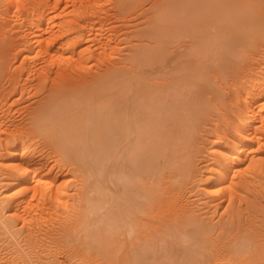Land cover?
<instances>
[{
	"label": "rangeland",
	"instance_id": "rangeland-1",
	"mask_svg": "<svg viewBox=\"0 0 264 264\" xmlns=\"http://www.w3.org/2000/svg\"><path fill=\"white\" fill-rule=\"evenodd\" d=\"M41 1L47 8L46 18H50L48 19L49 23L44 25L41 36L42 34L43 37L51 36L52 33L54 38L58 37L50 49V54L48 52L45 54V51L42 52L38 49L39 42L34 43L35 41L32 39L34 33L31 34L32 31H36L35 28H32L35 26L30 20H26L29 19L28 13L25 12L30 9L28 7ZM41 1L0 0V218L3 217L0 219V258L2 257L0 264H67L69 262L70 264H95V260H97V264L106 263L105 257L101 254L98 255L101 251L98 252V250H104V248L98 249L97 246L91 247L90 245L89 240L92 241L93 234L88 238L84 234L85 239L87 238L84 240L82 233L85 232L80 229L77 230L79 233L76 232L79 236H74L76 227L80 224V228L85 227L83 225L86 220L88 223L90 219L89 223L93 222L96 227L98 221L95 218L98 219L101 214H97L105 209L104 206L99 205L97 214L88 211L90 213L84 214L86 218L83 213L85 209L89 210L90 206L85 203L89 196L85 193L86 190L90 196L96 197V193L92 192L91 188L94 191V183L97 182L112 192H106L108 197L115 198L116 193L118 194L115 183L107 178L105 159L99 156L100 160L97 159L98 162L96 161L93 166V171L97 168L95 172L98 171L96 173L99 174V177L95 172L92 177L91 172L87 170L89 157L84 154L85 152L79 151V156L76 157L75 154L72 156L70 150L65 151L44 131H40V133L29 130L31 132L29 134L24 132L25 127L30 129V124L32 125V115L36 114L38 110L35 108L43 106L42 110H44L45 104L48 99L52 98L49 97L53 93L55 97L63 95L57 100L53 96V102L56 107L59 105L60 110L57 108L56 112L67 114V118L63 115L65 116L63 121L66 119V122L72 120L73 123H76L74 122L75 113L84 108L85 110L88 108V111L89 107L86 106L94 107L96 103L100 106L106 105L114 110L116 115L118 110V115L122 110V116H125L124 113L128 116L133 112L134 115L137 113L140 120L147 122L141 120V129L147 124L149 126L142 129L145 141L140 143V147L143 148L146 143H148L146 146L150 143L149 149H146L145 146L144 151L140 149V154L143 155H140V161L144 166L141 175L144 174V177H137V182L147 181V184L145 182L142 186L146 184V188L149 186L150 191L154 190V192L151 191L152 193L148 192L152 196L155 193L153 200L157 203L161 200L162 204L165 203L167 207L172 204L184 205L186 212L184 211L180 217L176 215L177 219L174 216L176 221L179 220V222L174 220L176 223L171 222L172 219L170 222H162V220L166 221L164 218L167 214L161 210L163 205L161 208L156 206L153 214L155 216L152 217L153 219L151 218L154 220L152 228L155 229L153 230L148 223L146 225L144 223V226L143 222L136 220L140 215L142 220L143 218L147 220L150 217L146 216L140 205L130 201L133 209L139 212H134L138 217L130 215L131 219L132 217L136 218H133L135 219L134 223L137 224L133 225L135 232L132 231L127 237L125 226L121 228L123 233L118 235L120 238L117 236V240L116 238L113 240L112 245L117 241L119 243L121 237L122 242H120L121 245L118 244V248L113 250L114 258L112 257L111 261L116 264H125V262L126 264H241V262L264 264V254H262L264 253L262 247L264 246V122L260 123L261 120H264V0H236L237 3L233 0L231 4L234 5L233 7L236 5L235 8L230 6L233 10L230 7H228L229 9L222 8L218 13L219 19L222 20H219V25L217 24L216 28L212 25L209 28L210 26L207 25L208 28L207 26H205L206 29L202 27L203 30L201 28H198L199 30L197 28L184 29L185 27L172 29L173 23L171 20L169 23L171 26L167 23L168 12L166 10V16H163L165 9L160 8L162 4L157 2L159 0H145L146 2L144 0L143 2L142 0H88L89 3L87 0ZM134 2L139 3L135 4ZM152 2L158 5L151 7ZM123 4L125 5L122 7ZM248 4L254 7L250 6L249 8ZM158 11L163 17H167L165 20H161L163 24L160 22L161 17H158ZM250 11L253 14L249 13ZM98 14H102V17L97 16ZM25 15H28L27 18ZM248 15L261 22L260 28L257 27L260 29L258 33H261L260 37L256 34L258 31L251 36L250 32L252 33L251 30L254 28L252 23L248 25L250 32L246 33H243L241 26L238 28L235 25L237 24L236 18L240 16L246 18ZM89 21L90 24H88ZM91 26L94 31H90ZM195 30H198L201 37ZM200 32L205 35L203 34L202 37ZM240 32L242 39H240ZM195 38L197 41L201 38L202 40L197 43ZM63 43L64 45H62ZM58 49L60 50L58 51ZM42 69L43 71H41ZM105 75L106 77L101 78ZM93 76H95L94 79ZM83 77L84 79H82ZM98 78L100 79L98 80ZM94 80L97 82L95 83ZM93 82L94 84H92ZM86 85L90 89H87ZM83 86L86 89L80 91ZM51 87L54 91L51 90ZM136 89L139 90V97ZM66 90L69 91L66 92ZM84 90H91L92 98L91 95L87 96L88 98L85 96L84 99L81 98L83 97L81 92ZM101 90L102 93L99 92ZM104 90L109 93L107 91L105 93ZM126 90L129 91L130 97L125 93ZM57 91L62 92L61 95L60 92L56 95ZM96 91L98 92L96 93ZM75 93L80 94L81 97L79 95L78 97L82 99L77 112L75 109L80 103L78 99L72 98L77 97ZM95 93H99L101 97ZM70 94L71 96H69ZM128 97L131 101L128 100ZM44 98L46 99L44 100ZM85 98L86 101L90 98L93 99L90 100L91 104L89 101L85 102ZM38 99H41L42 102ZM75 100H78L77 104H75ZM101 101L102 103L103 101L104 103L109 102V105L106 103L101 105ZM113 101L122 103L114 105ZM40 103L44 105L39 106ZM123 104L124 107H122ZM116 105L118 106L115 107ZM52 107V110L56 108L54 105ZM135 107L137 112L134 111ZM123 108L125 112H123ZM247 108L252 110L253 114L260 112V117H263L261 120L260 117L258 119L259 124L263 126L262 131L258 132L260 140L257 139L250 148L243 149V155H246L247 159L241 163L238 170L237 168L230 169V174L227 173L222 179L224 155L236 156L238 146L235 142L240 138L242 128L240 117L244 116V113H250ZM48 109L51 110V105L46 106L45 111ZM130 109H132L131 112ZM72 111L74 115L72 113L70 114L72 117L68 116ZM82 111L77 115H84L86 119L87 111L85 114ZM149 114L154 118H151ZM81 118L78 119L82 123L84 119ZM17 129L23 130L20 136L18 134L13 136ZM148 129H151V132ZM21 135L23 136L21 137ZM22 138L24 141L20 142ZM132 140L128 141L135 142L133 138ZM19 143L20 145H18ZM20 148H23L26 159L33 160L36 167L40 165L41 168H44H42L44 173L36 171L34 174L31 170L13 171L14 161L20 159L17 156ZM217 148L220 149L219 153L216 152ZM62 150L65 152L63 153ZM80 159L84 163L87 161V164L83 165V161ZM143 160L144 162H142ZM102 163H104L103 167ZM145 167L148 169L147 171H145ZM47 169L48 172H46ZM100 172L104 174L103 177ZM87 174L89 175L87 176ZM21 178L26 179L31 188L23 190L26 184H19L18 180ZM102 178L104 179L102 180ZM93 179L96 182H93ZM217 180L218 182H215ZM103 181L107 184H102ZM82 182H85L89 188L84 186L85 183L79 187ZM110 182L114 185L113 188H111ZM90 184L94 187L90 188ZM34 185L37 187V192L33 191ZM78 188H82V190ZM22 191L24 192L22 193ZM81 191H84L83 196ZM77 192L79 199L76 195ZM21 193L24 194L23 202L18 207L14 200ZM84 193L86 197H84ZM11 201L15 202L18 209H14L15 206ZM82 201L83 203H81ZM136 201L142 202L143 197L137 195ZM76 204H78V208L75 207ZM76 213L78 220L74 217ZM81 215L86 220L85 218L81 219ZM72 218L77 220L78 225L72 226L74 223ZM79 219L82 221L80 224ZM155 221L162 223L155 224ZM65 223L73 233L68 227L65 228ZM163 223L172 229L166 226L167 228H164L168 230L164 231L163 225H161ZM171 223L176 225L171 226ZM7 227L10 229L8 230ZM148 230L151 231V234ZM152 230L155 234V230L161 234L157 232L158 236H155ZM124 232L126 233L124 234ZM147 235L150 239H147ZM59 237L62 241L64 239L66 241L61 242ZM102 237L100 235L98 240ZM135 237L138 239L135 240ZM142 239L145 242L142 243ZM148 240H150V244L146 243ZM128 241L133 242L128 245ZM86 242L89 243V250L91 248L95 250L86 252V247H88ZM135 243L136 246H134ZM60 244H64V248ZM78 244L80 247L77 246ZM91 244L96 245L97 240L96 244L94 242ZM59 246L62 250L58 249ZM136 247L144 248L142 251L140 250L143 256L138 253L134 254L136 251L139 252ZM75 248H81L84 251L77 249L75 252ZM114 248L112 247V249ZM262 248L263 250H261ZM59 251L64 252L60 253ZM103 252L105 253V251H101V253ZM63 253H66V257ZM72 253L74 255L71 259ZM255 253L260 256L256 257ZM252 255L255 257L253 258ZM131 256H138V263L135 260L133 263L129 262ZM67 257L69 258L66 260Z\"/></svg>",
	"mask_w": 264,
	"mask_h": 264
},
{
	"label": "bare ground",
	"instance_id": "bare-ground-1",
	"mask_svg": "<svg viewBox=\"0 0 264 264\" xmlns=\"http://www.w3.org/2000/svg\"><path fill=\"white\" fill-rule=\"evenodd\" d=\"M41 1V0H40ZM90 1V0H89ZM89 1L87 0V2L89 3ZM118 1V0H117ZM126 1V0H125ZM134 1H136V0H134ZM140 1V0H139ZM145 1V0H144ZM149 1V0H148ZM155 1V0H154ZM157 1V0H156ZM233 0H159V1H157L159 4H162V7H160V8H163V9H165L164 10V12L166 11V12H168L167 14H168V20H169V22H168V20H166L167 21V23L169 24L170 23V20H171V23H173V26L171 27L172 29H177V28H182V27H185L184 29H188V28H201V30H203L202 29V27H205V26H210V25H212L213 27H215L216 28V26H217V24L219 25V20H221V19H219L220 17L218 16V13L220 12V10H222V8L223 9H225V8H228V7H230V6H232V8H235L236 7V5H235V7H233L234 5H232L231 3H233V2H236L237 3V1L235 0V1H233ZM25 2V1H24ZM46 2V1H45ZM49 2V1H48ZM85 2V1H84ZM131 2V1H130ZM133 2V1H132ZM131 2V3H132ZM142 2H143V0H142ZM142 2H141V4H142ZM146 2V1H145ZM35 3V2H34ZM44 3V2H43ZM42 3V1L40 2V3H37V4H35V5H30V7H28V8H30V9H27V11H25V9H26V5H25V8H23L24 9V11L26 12V14L28 13V15H29V19L27 18V16L28 15H25V17L27 18H25L27 21H29L30 20V22L32 23V25H34L35 27H32V28H35L34 30H36L35 32L34 31H32V33L31 34H33V37H32V39H34V43H36V41H37V43L39 42V48L38 49H40L42 52L43 51H45V54H46V52H48L49 54H50V49H51V47H52V45L53 44H55V41H56V39L58 38V37H56V38H54V35L52 36V33L50 34L51 36H47V37H43V34H42V36H41V32H42V30L44 29V25H46V23L48 22L49 23V21H48V19H50V18H46V5L45 4H43ZM92 3V2H91ZM90 3V4H91ZM118 3V2H117ZM127 3V2H126ZM135 3V2H134ZM139 2H137V3H135V4H138ZM25 4V3H24ZM29 4V3H28ZM32 4V3H31ZM86 4V3H85ZM84 4V5H85ZM128 4V3H127ZM144 4V3H143ZM82 5V4H81ZM125 4H123L122 5V7L124 6ZM134 5V4H133ZM153 5L155 6V5H158V4H156V3H154V2H152V5H151V7H153ZM29 6V5H28ZM93 6V5H92ZM120 6V5H119ZM241 6V5H240ZM246 6V5H245ZM249 8H250V6H252V7H254L253 5H250V4H248L247 5ZM48 7V6H47ZM133 7H135V6H133ZM142 7H143V5H142ZM158 7V6H157ZM156 7V8H157ZM237 7H239V6H237ZM244 7V6H243ZM85 8V7H84ZM127 8V7H126ZM140 8V7H139ZM231 7H230V9H232ZM121 9V8H120ZM229 9V8H228ZM247 9V8H246ZM121 10H124V9H121ZM233 10V9H232ZM84 11V10H83ZM159 12L160 11H158V14H159ZM166 12H165V14L163 13V16L165 15L166 16ZM247 12V11H246ZM85 13V12H84ZM84 13H82V14H84ZM161 13V12H160ZM249 13H251V14H253V12L252 11H250ZM97 14V13H96ZM108 14V13H107ZM248 14V13H247ZM30 15H31V17H30ZM92 15V14H91ZM94 15V14H93ZM102 14H98L97 16H100V17H102L101 16ZM105 15H106V13H105ZM119 15V14H118ZM104 16V15H103ZM161 14H159V16L158 17H161V19H160V22H161V20L162 19H166L165 17H163ZM225 16H227V15H225ZM157 17V20H159V18ZM31 18V19H30ZM52 18V17H51ZM114 18V17H113ZM84 19V18H83ZM93 19V18H92ZM96 19H98L97 17H96ZM101 19V18H100ZM103 19V18H102ZM156 20V21H157ZM102 21V20H101ZM222 21V20H221ZM221 21H220V24H221ZM235 21H236V23L237 24H235V25H237L238 26V28L241 26V30H243V33H246L247 31H249L250 32V27H248V25L249 24H254V28H252V33L250 32V34H251V36L253 35V34H255L256 33V31H258L256 34H258L259 33V30L260 29H258V28H260V26L262 25L261 24V22L259 21H257V19H254L253 17H250L249 15H248V17H246V18H244L243 16L241 17H239V18H236L235 19ZM83 22V21H82ZM99 22H100V20H99ZM104 22V21H103ZM158 22V21H157ZM223 22H228V21H223ZM222 22V23H223ZM230 22V21H229ZM96 23V22H95ZM94 23V24H95ZM162 23V22H161ZM166 23V22H165ZM164 23V24H165ZM27 24V23H26ZM25 24V25H26ZM28 24H30L29 22H28ZM88 24H90V21H89V23ZM102 24V23H101ZM163 24V23H162ZM258 24H260L259 26H258ZM24 25V26H25ZM47 25H49V24H47ZM92 25V24H91ZM224 25V24H223ZM225 25H226V23H225ZM71 27H72V25H70ZM87 26V25H86ZM169 26H171V24H169ZM208 26H207V28H208ZM222 26V25H221ZM221 26H220V28H221ZM247 28H246V27ZM30 27H31V24H30ZM47 27V26H46ZM69 27V26H68ZM88 27V26H87ZM89 27H90V25H89ZM258 27V28H257ZM50 28V27H49ZM48 28V29H49ZM169 28V27H168ZM209 28H211V26L209 27ZM238 28H237V30H238ZM245 28V29H244ZM198 29V30H199ZM205 29H206V27H205ZM248 29V30H247ZM257 29V30H256ZM31 30V29H30ZM92 30V26H91V28H90V31ZM181 30V29H180ZM198 30L196 31L195 30V32L196 33H198ZM217 30H218V28H217ZM246 30V31H245ZM44 31V30H43ZM46 31H47V28H46ZM92 31H94V30H92ZM177 31V30H176ZM194 31V30H193ZM31 32V31H30ZM97 32V31H96ZM195 32H193V33H195ZM204 32V31H203ZM172 33H173V31H172ZM207 33V32H206ZM239 33V32H238ZM56 34V33H55ZM200 34H202V37H203V34L204 33H201L200 32ZM210 34V33H209ZM261 34V33H260ZM260 34H258L259 35V37H260ZM195 35V34H194ZM198 35H199V33H198ZM198 35H197V37H198ZM205 35V34H204ZM208 35V34H207ZM206 35V36H207ZM249 35V34H248ZM97 36V35H96ZM200 36V35H199ZM205 36V37H206ZM28 37V36H27ZM94 38H95V36H93ZM196 37V36H195ZM201 37V36H200ZM238 37V36H237ZM240 37H241V32H240ZM247 37V36H246ZM250 37V36H249ZM254 37V36H253ZM262 37V36H261ZM91 38V37H90ZM27 39H29V38H27ZM196 39V38H195ZM198 39H199V37H198ZM205 39V38H204ZM238 39V38H237ZM240 39H242V37L240 38ZM249 39V38H248ZM261 39V38H260ZM201 40H202V38L200 39V40H198V41H200L201 42ZM32 41V40H31ZM197 43H198V41H197V39L195 40ZM238 41H239V39H238ZM250 41V40H249ZM32 43V42H31ZM32 44V45H34V49H35V44ZM31 45V46H32ZM37 45V44H36ZM62 45H64V43L62 44ZM38 46V45H37ZM55 46V45H54ZM62 47V46H61ZM61 47H60V49H61ZM37 49V50H38ZM60 49H58V51L60 50ZM30 50V49H29ZM32 50H33V48H32ZM31 50V51H32ZM40 51V52H41ZM28 53H29V51H27ZM32 53V52H31ZM37 53H39V52H37ZM47 53V54H48ZM44 54V55H45ZM48 54V55H49ZM30 55V54H29ZM41 55V54H40ZM31 56V55H30ZM34 57V56H33ZM48 58V57H47ZM52 58V57H51ZM32 60V59H31ZM34 60V59H33ZM82 62V61H81ZM29 64V63H28ZM78 64V63H77ZM81 64V63H80ZM47 69V68H46ZM41 71H43V69L41 70ZM40 72V71H39ZM45 73V72H44ZM43 73V74H44ZM47 74V73H46ZM110 75V74H109ZM101 76V75H100ZM41 77V76H40ZM44 77V76H43ZM104 77H106V75L105 76H103V77H101V78H104ZM45 78H46V75H45ZM95 78V76H93V79ZM82 79H84V77L82 78ZM100 78H98V80H99ZM43 81V80H42ZM77 81V80H76ZM95 81V83L97 82V80H94ZM45 82V81H44ZM47 82V81H46ZM81 82V81H80ZM43 84V83H42ZM51 84V83H50ZM87 84V83H86ZM92 84H94V82L92 83ZM101 84V83H100ZM53 85V84H52ZM58 85V84H57ZM48 86V85H47ZM60 86H61V84H60ZM88 88L87 89H90V87L88 86V85H86ZM124 86V85H123ZM53 87V86H52ZM51 87V88H52ZM78 87V86H77ZM47 88V87H46ZM75 88V87H74ZM80 88V87H79ZM67 89V88H66ZM69 90H70V88H68ZM82 89H86L84 86L82 87V88H80V91L82 90ZM124 89V88H123ZM122 89V90H123ZM51 90H53V88L51 89ZM68 90V91H69ZM71 90H73V87H71ZM71 90H70V92H71ZM79 90V89H78ZM112 90V89H111ZM127 90H129V89H127ZM127 90L125 91V93L127 94V95H129V91L127 92ZM132 90V89H131ZM48 91V90H47ZM54 91V90H53ZM62 92H63V90H61ZM65 91V90H64ZM67 90H66V92H68ZM85 91V92H84ZM83 92L85 93H83V92H81L82 93V96L83 97H81L80 96V94H78L81 98H83L84 99V96L86 97V98H88L87 96H90L91 98H92V94H90V93H93V92H91V90H84ZM87 91H90V92H87ZM95 91V90H94ZM105 91V90H104ZM103 91V92H104ZM107 91V90H106ZM106 91H105V93H106ZM108 91H110L109 89H108ZM107 91V92H108ZM113 91H115V90H113ZM136 91L138 92V97L140 96L139 95V90H137L136 89ZM59 92L60 91H57V92H55L56 93V95H58L59 94ZM62 92H60V95H61V93ZM76 92V91H75ZM89 93V94H87V93ZM98 91H96V93H97ZM99 92H101L102 93V90L101 91H99ZM77 93H79V92H77ZM77 93H75L76 95H77ZM95 93V94H96ZM109 93V92H108ZM54 94V93H53ZM49 95L50 97L49 98H51V99H48V101H47V104H45V108H46V106H49V105H51V110H49L48 109V111L46 110L45 111V108H44V110H42L43 109V106H42V104L40 103V105L39 106H42V108L40 107H37V108H35L36 110H37V112H36V114H34V115H32V118L33 119H31L32 120V125L30 124V129H28V128H26L25 127V129H24V132L27 134H29V130H32V132L33 131H44V132H46L47 134H48V136H50V137H52V139H53V141H56V143L61 147V148H64L65 149V151L66 150H70L69 152H70V154L72 155H76V157H77V155L79 156V151H83V152H85L84 154H86L89 158H88V171L89 172H91L90 174H92V177H93V172H95V170L97 169H94V171H93V166H94V163L97 161V159H99L100 160V158H99V156H102V158H104L105 159V162H106V164H105V168H106V174H107V178H109V179H111L112 180V183L114 182L115 183V186L117 187V191H118V194L116 193V197L115 198H113L112 196H109L108 197V193H112V192H110L108 189H106V188H104V187H102V186H100V184L99 183H97L96 182V180H94L93 179V182L95 181L96 182V184L94 183V185H95V189H94V191L92 190V188L91 187H94L93 185H91L90 186V188H91V191L92 192H95L96 193V197H93V196H90V194H88V190H86V189H84L85 187H87L86 186V183H85V187L83 186L82 188L84 189V191H85V193H87V195H89V196H87V198H86V202L85 203H88V205L87 206H89V210H87V209H83L85 212L83 213V215L87 212V213H92L93 214V212H95L96 213V211H98L99 209H98V206L100 205V206H104L105 207V209H104V211L103 210H101V211H103L102 213H101V211H100V213L99 214H97V215H100L99 217H98V219H97V217L95 218V220L96 221H98V225L96 224L97 222L95 221V224L97 225L96 227H94V225H93V222H90L89 223V220H88V223H89V225H88V223L86 222L87 220H86V218L84 217V216H82V218L81 219H84L85 218V224L83 225V226H85V227H83V228H80L79 226H81V224L80 223H82V221H81V219H79V224L80 225H78L77 223L78 222H76L77 220H78V218H77V213L75 214L76 216H74V214H73V216L74 217H76L77 218V220L75 219L74 220V218H72L74 221V223H76V224H74V223H72L73 225L72 226H74V225H78V227H76V231H74L75 233L77 232V230L79 231L80 229H82L85 233H82L83 234V236L82 235H80V236H82L83 238H84V240H86L88 237H89V235H91V234H93V235H91V236H93V239H95V240H93L92 239V241H90L89 240V242H90V245H91V247L92 246H97V248L99 249V248H104V250H102V249H99L98 250V252L101 250V251H105V253L103 252V253H101V251L99 252V254L98 255H103L104 257H105V259H106V263L107 264H116V263H114L113 261H111L112 260V254H113V250H115L116 249V247L118 248V244H120V242H122V237H121V241L119 242V243H115V241H114V245H115V248H114V245H112V243H113V240H115V238H116V240H117V236L119 235L120 236V234H122L123 233V231H121V228L122 227H124L125 228V231L127 232V237L128 236H130V234L132 233V231L133 232H135V229L133 228L134 226L133 225H137V224H135L134 222H135V217H138V216H136L137 215V213H134V212H138V210H135V209H133V207H132V202H130V201H133V203L134 204H136V205H140L141 206V208H143L144 209V212L146 213V216L147 215H149V219H147V220H144V218H143V220L142 219H140L141 218V215H140V217L139 218H137L136 220H138V221H141V222H143V225H144V223H145V225H146V223H148L149 224V226L151 227V229H155L154 227L152 228V226H154L152 223H154V220H152L153 218V216H155V215H153L154 214V212H155V210H154V208L156 207V206H158V207H162V202H161V200L160 201H158V203L157 202H155V200H153L154 199V197L153 196H155V193L153 194V196H152V192L151 191H153L154 192V190L153 189H151V191H150V188H149V186L146 188V184H147V181H144V182H142V180H141V182L139 183V181L137 182V177H144V174H142L141 175V173L143 172V168H144V166H142V164H141V161H140V149H142L143 151H144V149L146 148H148V146H150V143H149V145L148 146H146V144H148V143H146L144 146H145V148H144V146H143V148H141L140 147V143L142 144V142H144L145 141V135H144V131L142 130V129H144L146 126L147 127H149L148 126V124L143 128V126H142V129H141V126H140V122H141V120L138 118V116L135 114L134 115V112H133V114H131V115H129L128 116V114L126 115L125 113L123 114V115H125V116H122L121 114H122V110H121V114H119L118 115V113H119V110H118V113H117V115L115 114V111L114 110H112L111 108H109V107H106V105H102V104H105L107 101L106 100H104V101H106L105 103H104V101H103V103H102V101L100 102L101 103V105L102 106H100L99 104H97L96 103V105H99V107H96V108H94V107H92L91 105L90 106H86V107H89V110L87 111V109L88 108H86V110H85V108L84 109H80L81 111L82 110H84L85 112H83L84 114L86 113V111H87V113L86 114H88L86 117V119L84 118V115H81V116H78L77 115V113L78 112H80V114H81V111H78L79 109H78V107L80 108V105H81V103L80 102H82L81 100L82 99H80V97H78V95H77V97H72V98H76V99H78L79 100V103L80 104H77L78 102V100H75L76 101V103L75 104H77L76 106H77V108H76V106H75V110H76V112L77 113H75L76 114V116L78 117V118H81L82 116V118L84 119V121L81 123V122H79V119L75 116H73L74 118H76V119H78L77 121H76V119H75V121L74 122H76V123H73V121L71 120V121H63V118H65V116L67 115H65V114H61L59 111V113L58 112H56V110H57V108H58V110H60L59 109V105L56 107L55 106V102H53V96L55 95ZM67 94V93H66ZM73 94V93H72ZM87 94V95H86ZM117 94H119V93H117ZM68 95V94H67ZM98 97H101V95L98 93V94H96ZM95 95V96H96ZM103 95H105V94H103ZM126 95V96H127ZM132 95V94H131ZM63 96V95H62ZM62 96H58V97H55L54 96V99L56 98V100H57V98H60V97H62ZM69 96H71V94L69 95ZM74 96V95H73ZM120 96V95H119ZM136 96V95H135ZM110 97V96H109ZM112 97V96H111ZM129 97H130V95H129ZM128 97V98H129ZM255 97H256V95H255ZM47 98V97H46ZM46 98H44V100L46 99ZM86 98H85V102H88L89 101V103H90V100H93V99H91L90 98V100H88V101H86ZM113 98V97H112ZM109 99H111V98H109ZM132 99V98H131ZM39 100V99H38ZM103 100V99H102ZM108 100V99H107ZM120 100V99H119ZM129 101H131L130 100V98L128 99ZM134 100V99H133ZM40 102H42V100L40 99L39 100ZM39 101H37V102H39ZM111 101V100H110ZM121 101H122V99H121ZM118 102L117 101V103L118 104H120V103H122V102ZM126 101H127V99H126ZM57 102V101H56ZM85 102H83V103H85ZM92 102V101H91ZM113 102H115V101H113ZM128 102V101H127ZM54 103V104H53ZM111 103V102H110ZM116 102L114 103V105L115 104H117ZM131 103V102H130ZM39 104V103H38ZM91 104V103H90ZM107 105H109V102L108 103H106ZM112 104V103H111ZM111 104H110V106H111ZM37 105V104H36ZM44 105V104H43ZM52 105H54V107H56L55 109H53L52 110ZM82 105H85V104H82ZM88 105V104H87ZM121 105V104H120ZM141 105V104H140ZM252 105V104H251ZM104 106H105V108H104ZM118 105H116L115 107H117ZM127 106V105H126ZM137 106V105H136ZM84 107V106H83ZM101 107V108H100ZM112 107V106H111ZM122 107H124V104L122 105ZM127 107H132V106H127ZM126 107V108H127ZM142 107V106H141ZM140 107V111H141V108ZM145 107V106H144ZM248 107V106H247ZM49 108V107H48ZM82 108V107H81ZM149 108H150V106H149ZM73 109V110H74ZM78 109V110H77ZM119 109V108H118ZM128 109V108H127ZM126 109V110H127ZM137 108L135 107V112H137V110H136ZM145 109V108H144ZM148 109V108H147ZM247 109H249V108H247ZM125 109L123 108V112H125L124 111ZM131 110L132 109H130V112H131ZM128 111V110H127ZM248 111H250V109L248 110ZM248 111H246V112H248ZM252 111V110H251ZM250 111V113L248 112L247 114L246 113H244L245 115L244 116H242V117H240V121H241V132H240V138L235 142V144L238 146L237 147V149L236 150H238L237 152H236V156H234V155H231V154H227V155H224L225 157H224V164H223V170L221 171L222 172V179L223 178H225V176H226V174L228 173V174H230L229 173V170L230 169H232V168H237V170L239 169V166L241 165V163L242 162H244L245 161V159H247V156L246 155H243V149H247V148H250L252 145H253V143H255L256 142V140L258 139V132H261L262 130V128H263V126H262V124H259V117H260V115L261 114H259L260 112H258V113H252ZM35 112V111H34ZM33 112V113H34ZM46 112V113H45ZM117 112V111H116ZM143 112H145L146 113V111H144L143 110ZM152 112V111H151ZM73 113V111L72 112H70L69 114H68V116H70V117H72L70 114H72ZM82 113V114H83ZM142 113V112H141ZM148 113H150V112H148ZM147 114V113H146ZM63 115H65V116H63ZM72 115H74V113L72 114ZM150 115V114H149ZM34 116V117H33ZM128 116V117H127ZM141 116V115H140ZM151 116V115H150ZM145 117H146V115H145ZM148 117V116H147ZM153 116H151V118H152ZM264 117V116H263ZM263 117H260V120H261V118H263ZM66 118H67V116H66ZM81 118V119H82ZM142 118V117H141ZM154 118V117H153ZM81 121V120H80ZM144 120H142V122H143ZM29 122L31 123V121L29 120ZM78 122V123H77ZM144 122H146V121H144ZM149 122V121H148ZM262 122H264V120L262 121L261 120V122L260 123H262ZM147 123V122H146ZM25 124V126H28L29 127V125H27L26 123H24ZM264 124V123H263ZM149 125H151V123H149ZM152 126V125H151ZM11 127V126H10ZM23 127H24V125H23ZM22 129V130H23ZM8 130H9V128H8ZM8 130H6V131H8ZM21 129H17V131L16 132H14L13 133V130H12V133H13V136H14V134L15 135H19L20 136V134H21V131H22ZM150 132H151V129H148ZM153 130V129H152ZM259 130H261V131H259ZM155 131V130H154ZM240 131V130H239ZM24 132L22 133L23 135H24ZM31 133V132H30ZM41 133V132H40ZM146 134V133H145ZM23 135H21V137L23 136ZM32 135V134H31ZM12 136V135H11ZM1 137V136H0ZM25 137V136H24ZM134 139V141L135 142H129V141H133L132 140V138ZM148 137V136H147ZM17 138H18V136H17ZM16 139V138H15ZM20 140V139H19ZM129 140V141H128ZM147 140V139H146ZM258 140H260V138L258 139ZM24 140H23V138H22V140H20V142H23ZM153 141H154V138H153ZM129 142V143H128ZM147 142V141H146ZM25 143V142H24ZM55 143V142H54ZM53 143V144H54ZM152 143H154V142H152ZM18 145H20V143L18 144ZM261 144H259V146H260ZM57 146V145H56ZM21 147V146H20ZM218 147V146H217ZM261 147V146H260ZM7 148V147H6ZM151 148V147H150ZM219 148H220V146H219ZM219 148H217V150H216V152L217 153H219V151H220V149ZM21 149V148H20ZM19 149V150H20ZM23 149V148H22ZM21 149V150H22ZM149 149V148H148ZM19 151L18 152V154H17V156L18 157H20V159L19 160H17V161H14V164L13 165H15L14 166V169L13 168H11L10 167V169H13V171L15 170V171H17V172H24V171H30L31 170V172H33L34 174L36 173V171H42V168L40 167V165L38 166V167H36L35 166V163L33 162V160H30V159H26L25 157H24V155H26V154H24V151L22 150V151ZM63 151V153L65 152L64 150H62ZM150 153H151V150L149 151ZM149 152H148V154H149ZM153 152V151H152ZM215 152V153H216ZM154 153V152H153ZM28 154V153H27ZM69 154V153H68ZM31 155V154H30ZM72 155V156H73ZM68 156V155H67ZM87 156H85V158L87 157ZM141 156H143V155H141ZM147 156V155H146ZM31 157V156H30ZM81 157V156H80ZM3 158V157H2ZM29 158V157H28ZM151 158V157H150ZM153 158H154V156H153ZM87 159V158H86ZM85 159V160H86ZM103 159V160H104ZM148 159V158H147ZM74 160H76V159H74ZM81 160V159H80ZM148 160H150V159H148ZM81 161H83V160H81ZM80 161V162H81ZM13 162V161H12ZM87 162V161H86ZM84 163V161H83V165L84 164H87V163ZM98 162V161H97ZM142 162H144V160L142 161ZM12 164V163H11ZM11 164H10V166H11ZM43 164V163H42ZM82 164V163H81ZM103 165H102V167L104 166V163H102ZM148 164H150V163H148ZM217 164H219V163H217ZM98 165V164H97ZM152 165V164H151ZM44 166V165H43ZM87 166V165H86ZM98 166H100V165H98ZM83 167V166H82ZM96 167V166H95ZM47 168V167H46ZM49 168V167H48ZM84 168H85V166H84ZM104 168V169H105ZM146 168V167H145ZM44 169V168H43ZM103 169V170H104ZM85 170V169H84ZM87 170H86V172H87ZM148 169L146 168L145 169V171H147ZM216 170H219V169H216ZM236 170V171H237ZM80 171H82V170H80ZM99 171H101V170H99ZM220 171V170H219ZM233 171H234V169H233ZM38 172V173H39ZM43 173H44V170L42 171ZM46 172H48V169H47V171ZM89 172H87V173H89ZM97 173H98V171H96ZM95 172V173H96ZM104 172H105V170H104ZM97 173H96V175H97ZM101 173V172H100ZM147 173V172H146ZM235 173V172H234ZM233 173V174H234ZM53 174V173H52ZM103 173H101V176L103 177L104 176V174L102 175ZM105 174V175H106ZM40 175H41V173H40ZM89 174H87V176H88ZM96 175H94L95 176V178H97V177H99L98 175H97V177H96ZM108 175H109V177H108ZM33 176V175H32ZM82 178L84 177V175H83V173H82ZM34 177V176H33ZM91 177V176H90ZM146 178H147V175L145 176ZM87 177H85V179H86ZM146 178H144V179H146ZM232 178V177H231ZM36 179V176H35V178H34V180ZM84 179V180H85ZM101 179V178H100ZM99 179V180H100ZM104 178H102V180H103ZM143 179V178H142ZM143 179V180H144ZM220 179V178H219ZM218 179V180H219ZM55 180V179H54ZM87 180V179H86ZM97 180H98V178H97ZM139 180V179H138ZM148 180V179H147ZM218 180L217 181H215V182H218ZM221 180V179H220ZM219 180V181H220ZM101 181V180H100ZM107 181V180H106ZM18 182H19V184H23V183H25L26 185H25V187H23V190H25V189H28V188H31V186H30V183L28 182V181H26V179H24V178H21V179H19L18 180ZM38 182V181H37ZM88 182V181H87ZM146 182V184L144 185V186H142L143 185V183H145ZM52 183V182H51ZM83 182L82 183H80V185H79V187H81V185H83L84 184ZM104 183H106L107 184V182H105V181H103V183L102 184H104ZM111 183V182H110ZM111 183V184H112ZM98 184V185H97ZM221 185V184H220ZM110 187V186H109ZM114 187V185L112 184V186H111V188H113ZM139 187V188H138ZM33 188H34V190L33 191H36V185H34L33 186ZM61 188V187H60ZM82 188L80 189V188H78V189H80V190H82ZM87 188H89V187H87ZM107 191H106V190ZM219 189V188H218ZM90 190V189H89ZM113 190V189H112ZM116 190V189H115ZM43 191V190H42ZM77 191H79V190H77ZM84 191H81L82 192V196H83V192ZM148 191H150V192H148ZM24 191H22V193H23ZM37 192V191H36ZM45 192V191H44ZM80 192V191H79ZM106 192H108V193H106ZM116 192V191H115ZM21 193V195L18 197V198H16L14 201L16 202H12V204L15 206V204L18 206V205H20V203L22 204V202H23V197H24V194H22ZM84 193V197H86V194ZM90 193V192H89ZM94 193V194H95ZM81 194V193H80ZM76 195H77V198H78V192L76 193ZM137 195H138V197H143V201L142 202H137L136 201V197H137ZM26 196V195H25ZM42 196V195H41ZM27 199V198H26ZM79 199V198H78ZM111 199V200H110ZM5 200V199H4ZM3 200V201H4ZM25 200V199H24ZM26 201V200H25ZM75 201H77V200H75ZM84 201V200H83ZM83 201L81 202V203H83ZM80 202V201H79ZM15 203V204H14ZM77 203H78V201H77ZM131 203V204H130ZM80 204V203H79ZM78 204H76V208H78V206H77ZM86 205V204H85ZM84 205V206H85ZM17 206H15L14 207V209L17 207ZM26 206V205H25ZM24 206V207H25ZM83 206V207H84ZM99 206V207H100ZM19 207V206H18ZM82 208V207H81ZM3 209V208H2ZM16 209H18V208H16ZM75 209V208H74ZM13 210V209H12ZM161 210H163V211H165L166 212V214H167V216L165 215V218L164 219H166V221H163L162 220V222H170V220L172 219V221L171 222H173V223H176L177 221L179 222V220H177L176 221V219H177V217H176V215H178V217H180V215H182L183 213H184V211H185V208H184V205L182 206L181 204L180 205H175V204H172V205H170L169 207H167V205L164 203V205H163V207L161 208ZM187 210V209H186ZM3 211V210H2ZM2 211H1V213H2ZM75 211V210H74ZM73 211V212H74ZM88 211H90V212H88ZM129 212H131L130 214H129ZM186 212V211H185ZM139 213V212H138ZM148 213V214H147ZM131 214H133L135 217H132V219H131ZM136 214V215H135ZM3 215V214H2ZM88 215V214H87ZM132 215V216H133ZM90 216V215H89ZM88 216V217H89ZM96 216V215H95ZM143 216V215H142ZM145 216V217H146ZM174 216L176 217V219H174ZM3 218V217H2ZM2 218H0V219H2ZM133 218H135V219H133ZM152 218V219H151ZM155 218V217H154ZM68 219H70V218H68ZM156 219V218H155ZM179 219V218H178ZM71 220V219H70ZM70 220H67V221H69V222H71ZM93 220V219H92ZM91 220V221H92ZM168 220V221H167ZM176 222H175V221ZM3 221V220H2ZM66 221V222H67ZM64 222H65V220H64ZM129 222H130V224H129ZM159 222V221H158ZM157 221H155V224H157L158 223ZM161 221L159 222V223H162ZM68 223V222H67ZM67 223H65L64 225H66L65 226V228L66 227H68V225H69V223H68V225H67ZM123 223V224H122ZM126 223V224H125ZM158 223V224H159ZM173 223H171L172 225L171 226H173V225H176V224H173ZM3 224H5V223H3ZM147 224V225H148ZM166 223H163V224H161V225H163V227L162 228H164V227H166L167 226V224L165 225ZM178 224V223H177ZM63 225V224H62ZM88 225V226H87ZM91 225H93L92 227H91ZM142 225V226H143ZM144 225V226H145ZM165 225V226H164ZM70 226V225H69ZM142 226H140V227H142ZM149 226H147L148 228H150ZM94 227V228H93ZM156 227H157V225H156ZM167 227H170L169 225L167 226ZM166 227V228H167ZM64 228V227H63ZM70 228H72L71 226H70ZM69 227H68V229H70ZM78 228V229H77ZM147 228V229H148ZM171 229H172V227H170ZM169 228V229H170ZM7 229H8V227H7ZM9 229H10V227H9ZM8 229V230H9ZM71 230V229H70ZM124 230V229H123ZM152 230V233L154 232ZM158 230V229H157ZM157 230H155L156 231V234H155V232H154V235L155 236H158V234H157ZM161 230V229H160ZM168 229H165L164 228V231H167ZM63 231H65V232H67L66 230H63ZM72 231V230H71ZM82 231V232H83ZM149 231V230H148ZM57 232H59V231H57ZM126 232H124V234L126 233ZM150 232V234H151V231H149ZM5 233V232H4ZM61 233V232H60ZM72 233H73V231H72ZM74 233V236H76V235H78L79 236V234H77V233H79V232H77L76 234ZM146 233H148V232H146ZM159 233V232H158ZM70 234H71V232H70ZM84 234L86 235L85 237H87L86 239H85V237H84ZM134 234V233H133ZM141 234V233H140ZM145 234V233H144ZM150 234H148L149 236H150ZM159 234H161V232L159 233ZM65 235H67L68 236V234L67 233H65ZM88 235V236H87ZM100 235L101 236H103L100 240H98L99 238H100ZM146 235V234H145ZM147 235V236H148ZM66 236V237H67ZM73 236V235H72ZM74 236L72 237V238H74ZM77 236V237H78ZM118 236V237H119ZM134 236H136V235H134ZM133 236V237H134ZM148 236V238L147 239H150V237ZM160 236V235H159ZM61 237V236H60ZM59 237V238H60ZM137 237H138V235H137ZM137 237H135V240H136V238ZM144 237V236H143ZM120 238V237H119ZM130 238V237H129ZM129 238H127V239H129ZM71 239V238H70ZM79 239V238H78ZM133 239V238H132ZM138 239V238H137ZM145 240H146V238H144ZM144 239H142L143 241H142V243L143 242H145V240ZM60 240H61V238H60ZM65 240V239H64ZM63 240V241H64ZM69 240V239H68ZM96 240H97V244H96ZM140 240V239H139ZM62 240H61V242H63ZM66 241V240H65ZM124 241V240H123ZM127 241V240H126ZM134 241V240H133ZM133 241H128L129 243H128V245H130V242L132 243ZM149 241L150 240H148V241H146V243L147 244H150L149 243ZM60 242V241H59ZM60 242V243H61ZM68 242V241H67ZM66 242V243H67ZM91 242L93 243H95L96 245H92L91 244ZM134 242H136V241H134ZM140 242V241H139ZM65 243V245H67ZM71 243V242H70ZM86 243H88V242H86ZM142 243H141V245H142ZM146 243H144V244H146ZM152 243V242H151ZM80 244V243H79ZM77 245V246H79L80 247V245ZM123 244H124V242H123ZM138 244V243H137ZM64 245V244H63ZM63 245H61L60 244V246H63ZM75 245H76V243H75ZM74 245V246H75ZM88 245V247H86L85 249H86V252H87V250H89L88 248H89V243L87 244ZM117 245V246H116ZM121 245V244H120ZM125 245V244H124ZM153 245V244H152ZM262 245V244H261ZM60 246L58 247V249L59 250H62V249H60ZM84 246V245H83ZM86 246V245H85ZM132 246V245H131ZM134 246H136V243L134 244ZM133 246V249L135 248ZM142 246H144V245H142ZM147 246V245H146ZM67 247V246H66ZM69 247V246H68ZM112 247L114 248V249H112ZM263 248H264V246H262ZM63 248H64V246H63ZM84 248V247H83ZM96 248V249H97ZM137 248V247H136ZM140 248V247H139ZM139 248H137L138 250H139V252L138 251H136V253H134L135 255L138 253V255H140V254H142V253H140L144 248L143 247H141L140 249ZM151 248V247H150ZM263 248L261 249V250H263ZM73 249V248H72ZM71 249V250H72ZM77 249H79V250H81V248H77ZM76 248H75V252H76V250H77ZM146 249V248H145ZM91 250L93 251V250H95L94 248L92 249H90L89 251L91 252ZM129 250V249H128ZM141 250V251H140ZM147 250V249H146ZM67 251V250H66ZM72 251H74V249L72 250ZM81 251H84V250H81ZM182 252H183V250H181ZM60 253H62V252H64V251H59ZM71 252V251H70ZM86 252H85V254H86ZM89 252V253H90ZM95 252V251H94ZM133 252H135V251H133ZM145 252V251H144ZM178 252V251H177ZM259 252H260V250H259ZM258 252V253H259ZM264 252V251H263ZM67 253V252H66ZM66 253H63L64 254V256L66 257ZM74 253V252H73ZM72 253V257H70L71 259L73 258V254ZM80 253V252H79ZM83 253V252H82ZM88 253V254H89ZM180 253V252H179ZM184 253V252H183ZM257 253V252H256ZM255 253V255H257L256 257H259L258 256V254H256ZM133 254V253H132ZM133 254V255H134ZM181 254V253H180ZM261 254V253H260ZM262 254H264V253H262ZM87 255V254H86ZM96 255H97V252H96ZM84 256V255H83ZM88 256V255H87ZM91 256H92V254H91ZM90 256V257H91ZM103 256H102V258H103ZM142 256H143V254H142ZM253 256V255H252ZM261 256H263V255H261ZM6 257V256H5ZM64 257V258H65ZM89 257V258H90ZM255 256H253V258H254ZM2 258V257H1ZM0 258V259H1ZM4 258V257H3ZM63 258V259H64ZM69 257H67L66 258V260L68 259ZM85 258V257H84ZM114 258V257H113ZM131 259L130 260H128L129 262H131L132 261V263H133V261L135 260V261H137L136 263H138V260H139V257L138 256H131L130 257ZM140 258H141V256H140ZM250 258V257H249ZM261 258V257H260ZM263 258H264V256H263ZM92 259V258H91ZM251 259V258H250ZM87 260V259H86ZM85 260V261H86ZM93 260H94V258H93ZM93 260H91V261H93ZM102 260V259H101ZM246 260V259H245ZM245 260H243L244 262H245ZM253 260V259H252ZM256 260V259H255ZM3 261H4V259H3ZM142 261V260H141ZM240 261H242L241 260V258H240ZM246 261H251V260H249V259H247ZM63 262V261H62ZM72 262V261H71ZM94 262V261H93ZM96 262V263H95ZM95 264H97L98 262H97V260H95ZM104 262V261H103ZM113 262V263H112ZM116 262V261H115ZM120 262H122V261H120ZM128 262V263H129ZM0 263H2V262H0ZM7 263V262H6ZM105 263V264H106ZM119 263V262H118ZM142 263V262H141ZM232 263V262H231ZM243 262H241V264H242ZM67 264H70V262L69 263H67ZM101 264V263H100ZM102 264H104V263H102ZM125 264H126V262H125ZM139 264V263H138ZM143 264V263H142ZM244 264V263H243ZM245 264H246V262H245Z\"/></svg>",
	"mask_w": 264,
	"mask_h": 264
}]
</instances>
